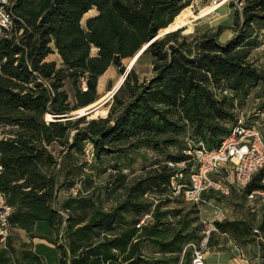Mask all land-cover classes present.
Listing matches in <instances>:
<instances>
[{
	"label": "trees",
	"instance_id": "trees-1",
	"mask_svg": "<svg viewBox=\"0 0 264 264\" xmlns=\"http://www.w3.org/2000/svg\"><path fill=\"white\" fill-rule=\"evenodd\" d=\"M230 4L225 41L223 26L153 40L187 0H9L11 27L0 33V192L12 212L0 264H44L34 238L55 247L59 264H192L203 230L198 211L161 207L182 198L174 185H188L192 152L217 148L237 123L235 108L264 87V64L253 56L264 49V0ZM144 46L139 58L150 59L148 79L132 67L106 117L69 116L99 99L98 80L109 67L123 76V61ZM53 53L59 60L46 61ZM137 157L144 166L128 179ZM263 176L264 168L244 190L229 192L261 189ZM149 193L164 200L137 227L150 212ZM38 221L52 238L34 231ZM214 225L219 234L210 233L207 248L223 244L222 234L240 245L255 242L253 230L264 239V219ZM257 246L264 264V241Z\"/></svg>",
	"mask_w": 264,
	"mask_h": 264
},
{
	"label": "rangeland",
	"instance_id": "rangeland-1",
	"mask_svg": "<svg viewBox=\"0 0 264 264\" xmlns=\"http://www.w3.org/2000/svg\"><path fill=\"white\" fill-rule=\"evenodd\" d=\"M234 0H223L218 6L212 4V0H187V6L184 7L178 14V16L190 18L189 22L179 28L181 30V36L193 37L207 29H216L218 26L225 27L224 32L220 36L221 41L227 40L231 36V27L234 13V6L230 3ZM189 13L186 15V13ZM95 14V10L89 11L84 15L82 24L84 21ZM175 21V17L171 23ZM170 23V24H171ZM178 30V29H177ZM176 31V30H175ZM161 32V31H160ZM158 33L159 38L164 36V33ZM173 32V31H172ZM95 49L91 50V54H95ZM140 56V55H139ZM136 59L132 65L138 74L139 80H146L151 75V64L148 57H142ZM259 62L264 64V49L254 52L253 55ZM49 59H55L58 61V57L50 55ZM132 59H126L123 64L128 70ZM131 67V68H132ZM124 76V75H123ZM122 75L118 74L116 67H109L108 70L99 78L97 92L99 99L94 103L96 111L91 115H87V120L104 118L106 117L111 103L110 94L122 80ZM111 88V90L109 89ZM65 89L69 94L70 101L73 105L72 91L69 84L66 82ZM110 90V91H109ZM104 101H106L104 103ZM84 109V108H78ZM75 109L69 113L72 118L81 117L79 110ZM78 110V111H77ZM237 121L241 120L243 123L248 125L256 126L260 132L264 130V87L259 85L257 88L252 90L250 95L246 98L244 103L237 106L234 110ZM47 119H50L47 118ZM1 134V130H0ZM89 158V157H88ZM149 161L152 157L147 155ZM144 163L140 157H137L132 170H126L125 174L129 177L128 179L137 176L141 172V168ZM106 178V176H104ZM102 179V178H101ZM71 194H75L74 191H70ZM68 192V193H70ZM67 193L62 194L65 197ZM147 197V198H146ZM146 199L152 203L150 212L143 216L147 217L144 224L151 220V211L154 209V205L164 200V197H160L157 194H147ZM170 197V196H169ZM173 197V196H172ZM214 205L219 207V211H214L212 208L201 205H193L186 202L183 198H177L178 201L169 202L161 207V210L165 209H185L189 210L193 208L197 210L198 223L203 226V230L200 232L201 240L199 242V248L207 264H263L261 257V250L257 246V241H264L261 233L255 230L252 231L251 239L254 238L255 242H251L246 245L236 244L229 234L220 235V239L223 242L218 249L207 248V240L211 232L218 233L214 223L217 221H243L250 219L252 224L255 226L264 219V198H258L250 200L247 196L241 197L240 193L236 191L229 192L226 196L215 195ZM110 205V201H104V206ZM142 218V219H143ZM143 225V224H142ZM255 229V228H254ZM19 237H24L22 232H17ZM261 235V236H259ZM23 239V238H22ZM149 253L148 251H146ZM215 257V259L213 258Z\"/></svg>",
	"mask_w": 264,
	"mask_h": 264
},
{
	"label": "built area",
	"instance_id": "built-area-1",
	"mask_svg": "<svg viewBox=\"0 0 264 264\" xmlns=\"http://www.w3.org/2000/svg\"><path fill=\"white\" fill-rule=\"evenodd\" d=\"M221 1L223 0H212V4L218 6ZM8 3L9 0H0V33L11 27V18L6 9ZM192 155L195 165L187 177L188 185L177 182L174 185L175 193L182 195L190 204L207 206L217 212L219 207L214 205V198L207 195L212 193L214 196H226L231 187L237 191L244 190L259 170L264 168V141L256 126L239 120L217 148L207 150L200 146ZM176 178L182 179V173H178ZM261 185V189L247 193V198L250 200L264 198V176ZM11 212V206L0 192V248L5 247L11 234L9 223ZM146 218L141 219L137 227L144 224ZM192 264H205L202 251L195 247Z\"/></svg>",
	"mask_w": 264,
	"mask_h": 264
},
{
	"label": "crops",
	"instance_id": "crops-1",
	"mask_svg": "<svg viewBox=\"0 0 264 264\" xmlns=\"http://www.w3.org/2000/svg\"><path fill=\"white\" fill-rule=\"evenodd\" d=\"M50 55H55L58 57V55L56 53L50 54ZM49 55V56H50ZM49 56L46 57V61H55L57 62L55 59H49ZM59 60V59H58ZM34 231L37 233H40L46 237H53V232L51 231V229L48 227V225L43 222V221H38L35 223L34 226ZM24 240L28 241V239H26V237H22ZM32 242V250L33 252L41 257L43 259L44 264H59L58 262V254L56 252L55 247L48 243L46 240L43 239H39V238H34L31 240ZM220 246H216V247H212L210 249H218L220 248ZM215 259V257H213Z\"/></svg>",
	"mask_w": 264,
	"mask_h": 264
},
{
	"label": "bare ground",
	"instance_id": "bare-ground-1",
	"mask_svg": "<svg viewBox=\"0 0 264 264\" xmlns=\"http://www.w3.org/2000/svg\"><path fill=\"white\" fill-rule=\"evenodd\" d=\"M189 13L187 12L186 15H188ZM190 18H185V17H181V16H177L175 17V21L173 23H171L167 28L161 30L160 33H165V32H169V31H175L179 28H181L182 26H184L185 24H187L189 22ZM159 35V34H158ZM137 55L134 56V58L132 59L130 65L138 58H136ZM96 111V110H95ZM80 114L84 113V109L79 110ZM47 118H49V116H47Z\"/></svg>",
	"mask_w": 264,
	"mask_h": 264
},
{
	"label": "water",
	"instance_id": "water-1",
	"mask_svg": "<svg viewBox=\"0 0 264 264\" xmlns=\"http://www.w3.org/2000/svg\"><path fill=\"white\" fill-rule=\"evenodd\" d=\"M169 32H172V31H169ZM169 32H165L164 35L167 34V33H169ZM158 38H159V35L157 34V36H155L153 40H157ZM146 46H147V45H146ZM146 46H144V47H143V48H142V49L136 54L137 57H138V56L144 51V49L146 48ZM137 57H136V58H137ZM133 63H134V62H133ZM133 63L129 66L128 70H127L126 73L124 74V76H123L122 80L120 81V83H119L114 89H112L111 94H110V98H112V96L115 94V92L120 88V86H121V84H122V82H123V80H124V78H125V75H126L127 72L131 69ZM105 102H106V101H104V103H105ZM95 110H96V106H94V104H93V105H90V106H88V107H85V108H84V113L82 114V116L91 115L92 113L95 112Z\"/></svg>",
	"mask_w": 264,
	"mask_h": 264
}]
</instances>
